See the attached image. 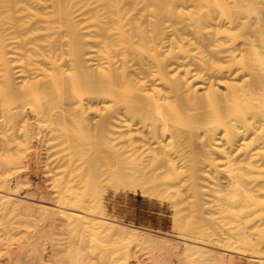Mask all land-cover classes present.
Instances as JSON below:
<instances>
[{
	"label": "bare ground",
	"instance_id": "bare-ground-1",
	"mask_svg": "<svg viewBox=\"0 0 264 264\" xmlns=\"http://www.w3.org/2000/svg\"><path fill=\"white\" fill-rule=\"evenodd\" d=\"M0 146L5 264H264V0H0ZM105 183L173 235L109 217Z\"/></svg>",
	"mask_w": 264,
	"mask_h": 264
},
{
	"label": "rangeland",
	"instance_id": "rangeland-1",
	"mask_svg": "<svg viewBox=\"0 0 264 264\" xmlns=\"http://www.w3.org/2000/svg\"><path fill=\"white\" fill-rule=\"evenodd\" d=\"M44 125V126H42V125ZM41 125V126H40ZM40 125H38V128L36 129V131L38 130V131H40L41 133H42V131L43 132H45L44 131V129L46 128V130L47 129H49V127L47 126V125H45L44 123H40ZM40 127H41V129H40ZM48 127V128H47ZM43 128V129H42ZM37 133V132H36ZM39 133V132H38ZM41 136H43V133L40 135H38L37 134V136H36V139H38V140H34V144H35V148H36V151L38 152V150H39V152L37 153L35 150H34V152H36L35 154H34V152H33V154H31L32 156H33V159L36 157V159H34V160H38L37 162H35L34 160H32L33 162H30V169L31 170H29V173H30V177H31V179L32 180H34V181H36L37 183H39V184H41L42 185V187H43V189H46L45 187V184H46V182L49 184H46V185H48L47 186V190H48V187L49 186H51L50 188H53L52 186H54L56 189H57V186H55L54 184L55 183H57V182H54V181H56L57 180V174H56V176H54L55 175V173L53 174V173H49V172H51V170L50 169H52L53 167L52 166H50V169L47 167V166H49L50 165V163H52L51 162V160L53 161V159L55 158V157H52V156H58V155H55L54 153L56 152L55 150V152L53 153V151H52V149H51V151H52V153H50V157L52 158V159H49L48 160V158H50L49 157V155H47V156H42L44 153L43 152H48V153H46V154H49V152L50 151H48L49 149H47V150H45L44 149V147L46 146V145H43V144H41L42 142V137ZM37 137H40V140H39V138H37ZM35 141H38V142H35ZM40 143V144H39ZM37 144V145H36ZM44 147H43V146ZM36 146H38V147H40L41 146V148L42 149H44V150H40L41 148H39L38 149V147H36ZM46 148H48L47 146H46ZM2 147L0 146V172H1V169H2V167H1V159L4 161V160H7L9 157H10V155H11V153H12V151H10V150H7L6 149V151L9 153V154H7V152H6V154H5V149H2ZM38 149V150H37ZM56 149V148H55ZM41 151H42V153H41ZM36 154H39V155H36ZM45 154V155H46ZM56 154H57V152H56ZM4 155V156H3ZM6 155H7V157H6ZM31 155H30V157H31ZM35 155V156H34ZM40 155H41V157L43 158H41L40 157ZM6 158V159H5ZM32 158V157H31ZM38 158V159H37ZM46 158V159H45ZM39 159H42V161H41V164L43 163L44 164V161L46 160V162L47 161H50V163L48 164V163H45V165L43 166V170L44 169H46V167H47V169L46 170H48V172L46 171V173H45V175L47 174V179H50V177H52L51 179H53L54 177V179L52 180V182H51V179H50V182H49V180H46L45 179V181H44V179L43 178H46V177H43L44 175H42L45 171H41V169H42V166L41 165H37V163H39L40 164V162H39ZM45 159V160H44ZM44 160V161H43ZM34 162H35V164H34ZM32 163V164H31ZM33 164L35 165V167L37 166L38 167V169L39 168H41L40 170H37L35 167H33ZM48 164V165H47ZM32 165V166H31ZM47 165V166H46ZM51 165H54V164H51ZM45 167V168H44ZM35 170H34V169ZM34 170V171H33ZM53 170V169H52ZM8 170H6L5 171V173L7 174L8 172L9 173H11L10 172V170L7 172ZM30 171H32V172H30ZM43 172V173H42ZM53 172V171H52ZM56 172V171H55ZM8 173V174H9ZM7 174V175H8ZM48 174H52V175H48ZM58 177H60V176H58ZM56 179V180H55ZM59 179V178H58ZM57 181H59V180H57ZM45 183V184H44ZM50 184H52V185H50ZM59 184V183H58ZM57 184V185H58ZM104 186V188L102 187V190H103V196H104V198H105V204H106V206H107V209H108V214L110 215L109 217H111L112 219H115V220H118L119 222H121V223H123V225H125V226H127V227H129V229H132V230H135V231H140V232H148V233H150L153 237H155V238H168V237H170V236H172L173 235V224H172V217H171V215H172V210H171V208H170V206H169V204H167V203H165V204H162L160 201H158L157 199H149V198H146V197H143L140 193H134V192H130V191H128V190H124L123 188H120V189H116V188H113L114 186H112V185H106V183H105V185H103ZM108 186V187H107ZM56 189H51V193H54L52 190H54V191H56ZM50 190V189H49ZM48 190V191H49ZM116 190V191H115ZM119 191V192H118ZM128 193V194H127ZM1 205V204H0ZM163 207V208H162ZM0 208L3 210H0V214H1V216L3 215V213L2 212H4V211H6V208L4 207V205H3V207H1L0 206ZM5 208V209H4ZM42 216V215H41ZM40 216V214H39V216L38 217H41ZM38 217H36V220H35V218H34V220H33V222H32V224H30V222H29V227L27 226L28 225V223H27V225L25 224V225H23V232H22V236L24 237V240L26 239V241H30V242H35V241H32V239L33 240H36L37 242H38V244L40 243L41 244V246H39V247H41V248H39L40 249V251H42V253H44L43 251H44V249H45V255H46V258L47 259H49L50 257H51V255H52V252H53V250L55 249H57L60 245V243H64V242H66L67 240H69L68 239V236L67 235H65V232H64V234H63V231H61L62 230V228H61V226H60V230L59 229H56V228H54L55 229V231L56 232H54V230H52V229H50V226L48 225V224H46V221H45V219L43 218V216L41 217V218H38ZM1 218V217H0ZM38 218V219H37ZM44 221V222H43ZM35 224L38 226L37 227V229H36V226H35ZM49 227H48V226ZM32 226H35L34 228H32ZM32 228V230H31V228ZM43 227V228H42ZM1 228V227H0ZM25 228V229H24ZM27 228V229H26ZM52 228V227H51ZM29 229V230H28ZM49 229V230H48ZM31 231V232H30ZM36 231V232H35ZM53 233H52V232ZM27 232L29 233V235L31 236H29L28 234H27ZM51 232V233H50ZM60 232H62V233H60ZM2 233V232H1ZM37 233H38V235H37ZM56 233H59L60 234V236L59 237H56V236H58L59 234H56ZM33 234V235H32ZM48 234V235H47ZM27 235V236H26ZM63 235V236H62ZM31 238H29V237ZM43 236V237H42ZM48 236H51V237H49L48 238ZM65 236V237H64ZM162 236V237H161ZM25 237H27L28 239H30V240H28L27 238H25ZM37 237H39V239L37 238ZM55 239H59L58 240V242H57V240H55ZM43 238H45V239H43ZM62 238L63 239H65V240H62ZM38 239V240H37ZM41 239V240H40ZM55 241H54V240ZM40 240V241H39ZM44 241V242H43ZM48 241H49V243H48ZM62 241H64V242H62ZM55 242H57V243H55ZM43 243V244H42ZM53 243V244H52ZM43 245V246H42ZM50 245H53V246H50ZM56 245H58V247L56 246ZM45 246V247H44ZM43 248V250H41ZM52 250V251H51ZM54 250V251H55ZM57 250H59V249H57ZM46 251H48V252H46ZM146 253L147 251H143V253ZM142 253V252H141ZM145 253L144 254H141V255H143V258H144V256H145V258H147V254L145 255ZM51 254V255H50ZM49 256V257H48ZM3 257V256H2ZM59 257V256H58ZM5 258V257H4ZM4 258H1L0 257V264H5L7 261H6V259L4 260ZM54 258H57L56 256L55 257H52V260H50V262H49V260L47 261V262H49L50 264H53V263H55L54 262ZM171 259H170V263L171 264H179V262H178V260H177V258L175 257V256H173V257H170ZM147 260V259H146ZM148 261V260H147ZM146 261V262H147ZM46 262V263H47ZM149 262V261H148ZM45 263V264H46ZM49 263H47V264H49ZM25 264H28V263H25Z\"/></svg>",
	"mask_w": 264,
	"mask_h": 264
}]
</instances>
